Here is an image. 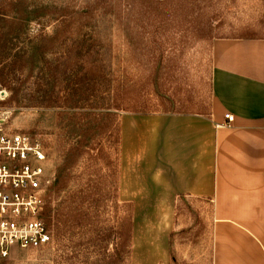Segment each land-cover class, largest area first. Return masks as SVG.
<instances>
[{
    "label": "rangeland",
    "instance_id": "obj_1",
    "mask_svg": "<svg viewBox=\"0 0 264 264\" xmlns=\"http://www.w3.org/2000/svg\"><path fill=\"white\" fill-rule=\"evenodd\" d=\"M218 37L264 38V0H0V115L63 184L49 243L0 264H212L211 203L156 177L151 126L208 113Z\"/></svg>",
    "mask_w": 264,
    "mask_h": 264
},
{
    "label": "crops",
    "instance_id": "obj_2",
    "mask_svg": "<svg viewBox=\"0 0 264 264\" xmlns=\"http://www.w3.org/2000/svg\"><path fill=\"white\" fill-rule=\"evenodd\" d=\"M210 49L208 113L153 119L152 171L174 194L210 201L212 264H264V38Z\"/></svg>",
    "mask_w": 264,
    "mask_h": 264
},
{
    "label": "built area",
    "instance_id": "obj_3",
    "mask_svg": "<svg viewBox=\"0 0 264 264\" xmlns=\"http://www.w3.org/2000/svg\"><path fill=\"white\" fill-rule=\"evenodd\" d=\"M225 124L233 116L225 113ZM0 115V262L15 249L41 248L51 240L42 217L55 179L40 135L6 124Z\"/></svg>",
    "mask_w": 264,
    "mask_h": 264
},
{
    "label": "trees",
    "instance_id": "obj_4",
    "mask_svg": "<svg viewBox=\"0 0 264 264\" xmlns=\"http://www.w3.org/2000/svg\"><path fill=\"white\" fill-rule=\"evenodd\" d=\"M61 176H60V173H58L57 175H56V179H55V181H54V185H56L57 187H60L61 185H63V184H61ZM53 184V183H52ZM51 189V188H50Z\"/></svg>",
    "mask_w": 264,
    "mask_h": 264
}]
</instances>
